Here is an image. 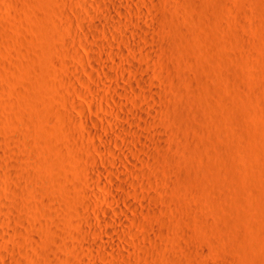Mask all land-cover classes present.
<instances>
[{
  "label": "rangeland",
  "instance_id": "rangeland-1",
  "mask_svg": "<svg viewBox=\"0 0 264 264\" xmlns=\"http://www.w3.org/2000/svg\"><path fill=\"white\" fill-rule=\"evenodd\" d=\"M0 264H264V0H0Z\"/></svg>",
  "mask_w": 264,
  "mask_h": 264
},
{
  "label": "bare ground",
  "instance_id": "bare-ground-1",
  "mask_svg": "<svg viewBox=\"0 0 264 264\" xmlns=\"http://www.w3.org/2000/svg\"><path fill=\"white\" fill-rule=\"evenodd\" d=\"M102 52V51H101ZM101 68H103V67H101ZM106 102V101H105ZM104 102V103H105ZM106 105H107V103H106ZM108 106V105H107ZM109 107V106H108ZM112 112V111H111ZM117 112V111H116ZM104 113V112H103ZM113 114H115V112L113 113ZM101 117L103 118V119H106V116H105V114H101ZM113 118V117H112ZM117 135H119L118 133H116ZM106 143H107V140H104ZM114 156V155H113ZM115 157V156H114ZM116 159H117V157H116ZM118 160V159H117ZM120 161V160H119ZM117 162V161H116ZM118 163V162H117ZM116 163V164H117ZM120 163V162H119ZM95 169H97V167L95 168ZM99 169V168H98ZM96 171V170H95ZM101 171H99V170H97V173H100ZM103 175V174H102ZM100 177H102V176H100ZM98 186H100L101 188H104V190L106 189L105 187H103V185H101V184H99ZM92 188V187H91ZM99 188V187H98ZM93 190V189H92ZM93 192V191H92ZM108 193V195L110 196L111 195V193L110 192H107ZM107 199H109V198H107ZM108 206H109V208H110V210H112V212H118V211H120L116 206H115V204L109 199L108 200ZM118 210V211H117ZM108 223V222H107ZM109 226H111V225H109ZM114 231H116V229H114ZM120 232V231H119ZM109 234V233H108ZM111 234V233H110ZM115 235V234H114ZM122 235V234H121ZM112 236V235H111ZM119 236V235H118ZM121 237V236H120ZM123 239H124V237H123ZM114 240V239H113ZM111 241H112V238H111ZM115 242V241H114ZM103 247V246H102ZM110 247V246H109ZM117 247H119V246H117ZM112 250H114L115 248H114V246H112ZM107 249V248H106ZM111 249V248H110ZM112 250H110L109 252H111ZM117 250V249H116ZM115 250V251H116Z\"/></svg>",
  "mask_w": 264,
  "mask_h": 264
}]
</instances>
